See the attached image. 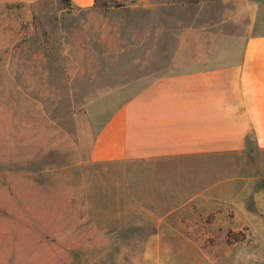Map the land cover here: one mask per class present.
I'll use <instances>...</instances> for the list:
<instances>
[{"label": "rangeland", "instance_id": "374dc122", "mask_svg": "<svg viewBox=\"0 0 264 264\" xmlns=\"http://www.w3.org/2000/svg\"><path fill=\"white\" fill-rule=\"evenodd\" d=\"M139 1L0 0V264H264V190L235 187L207 211L130 210L117 170L80 160L75 115L131 65Z\"/></svg>", "mask_w": 264, "mask_h": 264}, {"label": "crops", "instance_id": "0c3cea01", "mask_svg": "<svg viewBox=\"0 0 264 264\" xmlns=\"http://www.w3.org/2000/svg\"><path fill=\"white\" fill-rule=\"evenodd\" d=\"M139 2L145 35L131 65L75 115L80 160L116 169L130 210L207 211L235 187L263 191L264 0ZM94 5L71 0L74 11Z\"/></svg>", "mask_w": 264, "mask_h": 264}, {"label": "trees", "instance_id": "16d2710c", "mask_svg": "<svg viewBox=\"0 0 264 264\" xmlns=\"http://www.w3.org/2000/svg\"><path fill=\"white\" fill-rule=\"evenodd\" d=\"M60 1H62L63 3H65V4L69 5V6H71V0H60ZM132 1H134V0H132ZM198 2H199V0H186V3L190 4V5H196ZM94 6H95V8H101V9L105 10L108 5L105 2V0H95V5ZM237 241H238V239H235V241L229 240L230 243L231 242H237Z\"/></svg>", "mask_w": 264, "mask_h": 264}]
</instances>
